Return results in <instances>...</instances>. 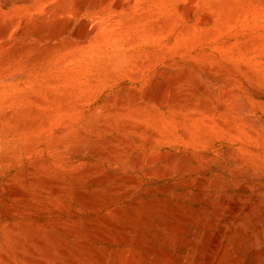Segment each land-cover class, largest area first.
Returning a JSON list of instances; mask_svg holds the SVG:
<instances>
[{
    "label": "rangeland",
    "instance_id": "obj_1",
    "mask_svg": "<svg viewBox=\"0 0 264 264\" xmlns=\"http://www.w3.org/2000/svg\"><path fill=\"white\" fill-rule=\"evenodd\" d=\"M126 258L264 264V0H0V264Z\"/></svg>",
    "mask_w": 264,
    "mask_h": 264
},
{
    "label": "bare ground",
    "instance_id": "obj_2",
    "mask_svg": "<svg viewBox=\"0 0 264 264\" xmlns=\"http://www.w3.org/2000/svg\"><path fill=\"white\" fill-rule=\"evenodd\" d=\"M125 239H128V235H125ZM237 247H238V246H237ZM228 248H229V247H228ZM235 248H236V247H235ZM235 248H234V249H235ZM232 250H233V249H232ZM238 251H239V249H238ZM230 252H231V251H230ZM230 252H229V253H230ZM229 253H228V254H229ZM236 253H237V252H236ZM230 254H231V253H230ZM230 254H229V255H230ZM234 254H235V253H234ZM234 254H233V255H234ZM117 256H118V250H115V251H114V254H113V259L115 258V261L113 260L114 263L116 262V257H117ZM197 257H198V255H197ZM233 258H234V257H233ZM231 260H232V259H231ZM126 262L129 264L131 261L129 262V260L126 258ZM105 264H107V263H105ZM142 264H143V263H142Z\"/></svg>",
    "mask_w": 264,
    "mask_h": 264
}]
</instances>
